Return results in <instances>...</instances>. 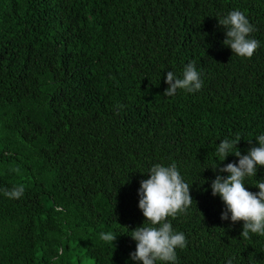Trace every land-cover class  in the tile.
<instances>
[{
  "label": "trees",
  "instance_id": "obj_1",
  "mask_svg": "<svg viewBox=\"0 0 264 264\" xmlns=\"http://www.w3.org/2000/svg\"><path fill=\"white\" fill-rule=\"evenodd\" d=\"M233 10L255 26L251 58L223 44L218 19ZM189 62L202 89L165 96ZM261 134L264 0H0V264H78L79 251L142 264L131 231L153 225L140 182L173 163L193 199L168 217L187 240L175 264H264V235L241 237L211 189L239 160L221 161L219 143L240 138L232 151L246 155ZM258 181L264 166L246 189ZM20 185L21 198L4 194Z\"/></svg>",
  "mask_w": 264,
  "mask_h": 264
},
{
  "label": "clouds",
  "instance_id": "obj_2",
  "mask_svg": "<svg viewBox=\"0 0 264 264\" xmlns=\"http://www.w3.org/2000/svg\"><path fill=\"white\" fill-rule=\"evenodd\" d=\"M218 24L226 29L224 45L229 46L233 53L251 58L258 49L259 41L250 38L255 26L240 10L230 11L223 18L218 19ZM168 87L165 96H173L178 89L188 92H197L202 89L203 80L201 73L197 71L194 62H189L184 70L182 78H178L174 72L167 73ZM123 108V105H118ZM240 141L224 139L216 148L222 160L229 154L239 158L237 163H228L219 168V173H228L227 177L217 174L211 183L212 195L222 199L225 210L221 214L222 220L229 219L233 223L243 221L241 237L250 239V233L264 235V181H258L256 187L259 191L250 192L245 187V177L256 176L257 166H264V134L256 138L258 146H252L246 155L240 151L233 153V148ZM218 166L213 170H217ZM149 178L140 182L138 190L139 209L146 221L153 226H144L132 230L131 238L136 241V250L130 253V258L142 264H157V262H170L175 264L177 260L176 249H183L187 245L183 232H175L168 217L175 218L179 213H186L193 199L190 194V186L186 183L175 163L164 166L155 164L150 169ZM24 186H16L11 190H5L4 194L9 198L19 199L24 194ZM159 225V227H156ZM117 235L113 233H101L100 239L113 245ZM227 264H232L229 259Z\"/></svg>",
  "mask_w": 264,
  "mask_h": 264
},
{
  "label": "rangeland",
  "instance_id": "obj_3",
  "mask_svg": "<svg viewBox=\"0 0 264 264\" xmlns=\"http://www.w3.org/2000/svg\"><path fill=\"white\" fill-rule=\"evenodd\" d=\"M79 262L78 264H95L94 260L92 258H89L82 253V251H79L78 253Z\"/></svg>",
  "mask_w": 264,
  "mask_h": 264
}]
</instances>
